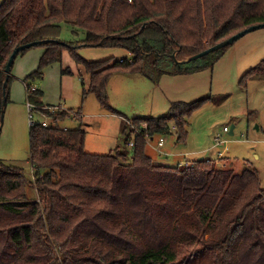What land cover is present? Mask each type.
Returning <instances> with one entry per match:
<instances>
[{"label":"trees","instance_id":"obj_1","mask_svg":"<svg viewBox=\"0 0 264 264\" xmlns=\"http://www.w3.org/2000/svg\"><path fill=\"white\" fill-rule=\"evenodd\" d=\"M260 23L264 0H3L0 124L6 109L5 68L18 46L51 40L34 46L46 51L26 83L42 79L44 70L61 63L68 51L90 74L89 93L115 113L108 104V84L116 73L151 76L147 67L174 59V75L194 74L197 67L181 65L200 58L183 61ZM64 27L83 40H63ZM100 42L129 51L133 59L109 65L79 57L77 48ZM259 77H264V61L243 76L242 85L247 89ZM11 81L12 76L7 104ZM42 97L41 90L28 91L37 107L43 106ZM207 101L176 103L163 117L127 120L128 145L135 132L131 126L139 130L130 160L122 151L87 152L81 114L44 109L52 125L30 126L35 182L23 169L0 162V264H264L259 171L246 166L238 173L233 161L229 168H218L210 158L186 162V151L164 150L173 134L174 145L186 143L189 119ZM71 118L78 127L66 128ZM156 138L166 140L161 163L147 153L148 139ZM225 140L217 147L232 142ZM175 158L183 160L172 163Z\"/></svg>","mask_w":264,"mask_h":264},{"label":"rangeland","instance_id":"obj_2","mask_svg":"<svg viewBox=\"0 0 264 264\" xmlns=\"http://www.w3.org/2000/svg\"><path fill=\"white\" fill-rule=\"evenodd\" d=\"M61 36L68 42L84 38L82 34L76 36L70 27H64ZM102 45L84 46L76 51L79 57L88 62L109 61V65L133 59L125 49ZM42 48L34 47L16 58L11 73L10 103L5 109L0 134V162L23 169L32 180L35 173L31 161L30 126L33 123L43 125V122L52 125L51 120L42 113L45 106L37 107L27 100L28 92L24 86L25 78L39 67ZM176 55L177 52L174 53ZM263 61L264 28H260L195 62L181 65L184 70L197 67L194 74L174 75L177 68L174 59L160 63V68L147 67L151 76L141 72L116 73L108 84V104L115 113L104 110L96 95L89 93L92 78L68 51H64L61 63L44 70L42 79H32L27 83L45 93L47 104L61 105L66 112L81 114V122L87 124V152L107 155L122 151L127 153L128 160L132 158L133 150L127 142L128 133H124L127 120L163 117L176 103H193L208 98L207 103L189 119L186 143L174 145L175 139L172 138L176 134H173L164 150L186 151V162L210 158L216 161L218 168H229L228 165L235 160L236 166L235 162L232 165L238 173L246 166H253L259 171L264 188V77L248 82L247 89L242 85L243 76ZM66 69H69V74L63 73ZM163 69L165 72H162ZM18 85L19 96L14 100L12 92ZM41 101L44 104L42 98ZM28 103L34 106L32 118ZM46 108L51 111L53 107ZM67 122L66 128L79 126L77 119L71 118V122ZM170 125L174 133V124ZM233 125L234 134L224 131L225 127L231 130ZM135 134L131 136L132 139ZM219 138L232 142L217 147L220 145L217 143ZM158 141L156 138L147 148L149 155L156 154L154 163H161L166 157L157 151ZM222 151L226 152L224 160L219 158ZM181 160L175 158L172 163Z\"/></svg>","mask_w":264,"mask_h":264},{"label":"water","instance_id":"obj_3","mask_svg":"<svg viewBox=\"0 0 264 264\" xmlns=\"http://www.w3.org/2000/svg\"><path fill=\"white\" fill-rule=\"evenodd\" d=\"M260 28H264V23H260V24H256V25H252L249 28H246L245 30L235 34L234 36L230 37L229 39L210 47L209 49L196 54L192 57H190L189 59L185 60L184 62H189L192 60H196L198 58L204 57L212 52H215L223 47L229 46L231 44H233L235 41H237L238 39H240L241 37L245 36L247 33H250L254 30L260 29ZM51 40H43V41H35V42H31V43H27L21 46H18L15 48V50L13 51L12 55L10 56V59L6 65L5 68V74H6V78H5V82L3 85V93H4V98H3V106L6 107L7 106V86H8V81L10 79L11 73H12V67L16 61V58L20 55V53L24 52L26 49H29L31 47L37 46V45H42V44H47L49 43ZM98 45H102V42H100ZM97 45V46H98ZM4 115H5V109H3V112L1 114V124H0V130L2 129V125H3V121H4ZM233 131V128L231 130V133Z\"/></svg>","mask_w":264,"mask_h":264},{"label":"built area","instance_id":"obj_4","mask_svg":"<svg viewBox=\"0 0 264 264\" xmlns=\"http://www.w3.org/2000/svg\"><path fill=\"white\" fill-rule=\"evenodd\" d=\"M30 90V88L28 87V91ZM28 109H29V113H30V117L32 118L33 117V114H32V111H33V109H34V106L32 105V104H29L28 103ZM48 109V108H47ZM59 110H63V108L62 107H53L52 108V110H51V113H56L57 111H59ZM43 126L44 127H50V124H48L47 122H43ZM132 128H134L135 129V132L136 133H139V130L136 128V127H134V126H132ZM176 129V128H175ZM224 131L225 132H228V131H230V129H228L227 127H225L224 128ZM148 142L150 143V144H152V142H151V140L150 139H148ZM226 143L227 142V140H218L217 141V143ZM165 143H166V140L164 139V138H161L159 141H158V152H160V153H163V151L161 150V149H163V147H164V145H165ZM129 148H131L132 150L135 148V141H134V138L133 139H131V141H130V143H129Z\"/></svg>","mask_w":264,"mask_h":264},{"label":"crops","instance_id":"obj_5","mask_svg":"<svg viewBox=\"0 0 264 264\" xmlns=\"http://www.w3.org/2000/svg\"><path fill=\"white\" fill-rule=\"evenodd\" d=\"M46 51V49L45 48H42L41 49V53L40 54H42V56H43V54H44V52ZM19 57V56H18ZM41 60V59H40ZM48 68V67H47ZM88 74V73H87ZM28 84V83H27ZM28 85H30V84H28ZM24 86H25V89H26V92H28V90H27V88H26V81H24ZM30 87H31V89L29 90V91H31V90H37V88H35V87H32L31 85H30ZM39 90V89H38ZM18 96H19V85H18V87H15L14 88V90H13V92H12V98L15 100V99H17L18 98ZM44 98H45V93L43 92V97H42V100H43V102H44V104H43V106H45L44 108L45 109H47L46 107H61V105H59V106H56V105H49V104H47L46 102H45V100H44ZM27 100H28V93H27ZM9 103H10V101H9ZM104 109V108H103ZM105 110V109H104ZM108 111V110H107ZM110 112V111H109ZM116 112V111H115ZM112 113V112H111ZM83 115H84V113H83ZM234 125L232 126V128H233V133H231V130H230V133L231 134H234ZM258 129H259V127H257ZM228 144H230V143H228ZM156 154H151V156L153 157V156H155ZM233 162H235V160L233 161ZM236 162H235V165L234 166H236ZM226 165V164H225Z\"/></svg>","mask_w":264,"mask_h":264}]
</instances>
